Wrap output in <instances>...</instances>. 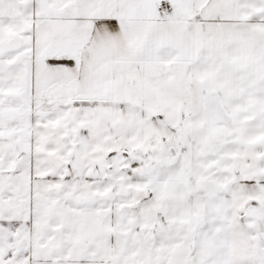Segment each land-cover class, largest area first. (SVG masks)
I'll list each match as a JSON object with an SVG mask.
<instances>
[{"label":"snow or ice","instance_id":"6c2138e0","mask_svg":"<svg viewBox=\"0 0 264 264\" xmlns=\"http://www.w3.org/2000/svg\"><path fill=\"white\" fill-rule=\"evenodd\" d=\"M0 264H264V0H0Z\"/></svg>","mask_w":264,"mask_h":264}]
</instances>
